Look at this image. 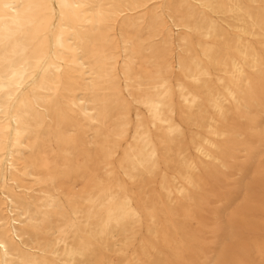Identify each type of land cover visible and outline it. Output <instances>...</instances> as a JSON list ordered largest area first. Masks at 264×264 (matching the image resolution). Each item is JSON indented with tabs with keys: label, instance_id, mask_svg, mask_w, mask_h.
<instances>
[{
	"label": "bare ground",
	"instance_id": "6f19581e",
	"mask_svg": "<svg viewBox=\"0 0 264 264\" xmlns=\"http://www.w3.org/2000/svg\"><path fill=\"white\" fill-rule=\"evenodd\" d=\"M0 264H264V0H0Z\"/></svg>",
	"mask_w": 264,
	"mask_h": 264
}]
</instances>
